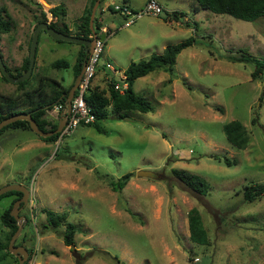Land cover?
<instances>
[{
	"label": "rangeland",
	"instance_id": "rangeland-1",
	"mask_svg": "<svg viewBox=\"0 0 264 264\" xmlns=\"http://www.w3.org/2000/svg\"><path fill=\"white\" fill-rule=\"evenodd\" d=\"M145 1L132 0V6L142 9ZM159 1L164 7L160 15L146 14L125 26L123 16L111 9L122 0H103L96 16L108 37L92 82V87L101 83L108 89L106 73L119 79L133 62L194 36L196 43L179 54L173 71L161 68L136 79L135 91L151 101L153 111H131L126 119L110 114L98 122L104 132L82 124L55 142L29 128H8L0 135V188L21 183L31 190L19 211L26 220L14 243L30 249L28 264H264V195L252 202L244 199L247 185L264 183V76L252 78L254 63L227 59L240 50L264 59V17L246 21L197 9L196 0ZM90 3L0 0L12 24L0 38L6 64L12 70L21 66L35 26L42 19L53 20L52 8L66 7L59 24L67 23L75 33ZM174 10L186 13L179 23L165 19ZM77 46L81 49L75 42L57 47L42 30L30 84L44 73L66 85L74 82L70 68L56 69L50 63L59 58L73 62ZM0 93H20L1 71ZM51 111L46 117L58 121ZM234 119L249 133L244 149L225 135L224 124ZM225 156L237 162L226 164ZM173 169L199 174L209 184L208 193L192 191ZM141 170L156 176H138ZM127 173H133L127 185L114 190L110 182L117 184ZM14 198L0 199L1 242L11 237L1 215ZM193 207L201 211L208 245L190 238L188 211ZM43 209L67 213L79 230L75 245L65 244L63 226L58 231L45 227ZM2 254L0 264L19 263L15 254L4 260Z\"/></svg>",
	"mask_w": 264,
	"mask_h": 264
},
{
	"label": "trees",
	"instance_id": "trees-1",
	"mask_svg": "<svg viewBox=\"0 0 264 264\" xmlns=\"http://www.w3.org/2000/svg\"><path fill=\"white\" fill-rule=\"evenodd\" d=\"M196 1L198 2L197 9L203 8L218 14H229L237 19L255 21L261 17H264V0ZM95 2L96 0H91V3L86 6L83 14L79 18V22L76 23L75 33L71 32V29L67 23L63 22L62 24H59V19L64 18V16L67 14L66 7L62 6V4L52 8L53 20L49 22L50 26L66 34L90 39L93 33L90 27V18ZM102 2L103 0L101 1V3ZM111 9L115 11L114 7H112ZM43 16H45V14H43ZM184 16L186 17V13L184 11L174 10L171 13H168L165 19L167 21H179L181 17ZM97 20L98 18L95 17L94 26L98 31L101 26L97 23ZM44 21L47 22L46 19H42V21H39L38 23ZM184 23H186L188 26L191 25L189 21H185ZM11 29L12 24L10 15L8 14L5 6H0V38L1 34L9 32L11 31ZM32 37L33 35L31 36L28 44L29 53L25 57L21 66L12 70L4 60L5 64L7 65V69L14 76H20L29 68ZM57 41L68 42L63 40ZM196 41L197 40L194 36H190L189 38L181 42L166 45L162 53H154L147 59L140 60L139 62H133L125 71L129 80V88L125 93H119L117 90H115L113 84H110L108 86V89L98 86L90 88L85 99L91 107V111L96 115L97 120L94 123L85 125H95L100 132H104L105 130L100 126L98 122L107 118L110 114L118 119H126L129 115V112L131 111H140L144 113L153 111L154 106L152 105L151 101L146 99L144 95L139 94L135 91L134 83L136 79L144 77L150 72L161 68L168 71H173L177 63L178 55L184 49L194 45ZM80 45L81 49L78 53L76 62L72 67V74L74 78H76V76L80 73L86 54L85 47L82 44ZM1 55L4 59V55L2 54V52ZM227 59L232 62L254 63L256 68L252 72V78L256 79L258 77L264 76V59L253 56L248 51L240 50L237 54L228 55ZM35 66L36 65H34V69ZM51 66L57 69H68L71 68V62L67 59L59 58L52 62ZM32 77L33 73L29 79L16 83L20 93H0V121L15 114L30 112L32 113L33 118L36 120L41 129L46 132L54 131L59 125V120L53 122L46 116L48 112L55 107V105L66 103V97L74 82L72 81L71 84L65 85L56 77L44 73L38 76L37 81L34 85H31L30 81ZM2 78L6 81H9L3 74ZM8 128L32 129L30 123L27 120H19L2 128L0 130V135ZM223 129L228 141L234 146L240 149H244L249 145L250 136L245 125L241 121L236 119L229 121L224 124ZM59 136L60 133H56L49 137H44V140L48 142H55L58 140ZM217 158L220 159L222 157L218 156ZM223 160L226 164L229 165L237 162L236 160H231L228 156H225ZM173 173L181 182L187 185V187H189L195 193L201 195H206L208 193L210 188L209 184L199 174L190 172L186 169H173ZM132 176L133 173H127L118 180L117 184L113 181H111L110 184L114 190H121L127 185ZM6 195L15 196L9 208L6 209L5 212L1 215L2 223L3 225L11 229L12 237V235L18 229V224L17 220L12 215L11 210L15 201L19 199L23 195V193L15 190L9 191L1 195L0 199ZM263 195L264 183L260 182H251L246 186V189L244 191V199L248 202H252L257 197H261ZM43 212L46 214L47 219V225H45V227H50L51 229L58 231L59 228L63 226L64 230H62V234L65 244L69 246L75 245V236L79 230L75 224L68 220L67 213H58L50 209H43ZM188 217L191 240L199 245H208L210 243L209 234L208 230L205 228L201 211L197 207H193L188 211ZM10 239L8 242L0 241V253L3 252L1 256L3 257V260L8 255L12 254L9 249ZM75 252L77 253L78 251L75 250ZM30 258L28 259V261L30 260ZM28 261L26 262V264H28ZM79 261H81V259H79ZM18 262L19 260H17V263Z\"/></svg>",
	"mask_w": 264,
	"mask_h": 264
},
{
	"label": "water",
	"instance_id": "water-1",
	"mask_svg": "<svg viewBox=\"0 0 264 264\" xmlns=\"http://www.w3.org/2000/svg\"><path fill=\"white\" fill-rule=\"evenodd\" d=\"M102 0H96L93 9H92V13H91V18H90V27L92 29V34H93V38L87 39V38H82V37H78L75 35H71V34H66L62 31L57 30L56 28L50 26L49 22H40L37 24V26L35 27L34 33H33V37H32V42H31V50H30V65L27 71H25L23 74H21L20 76H14L10 73V71L7 69V65L4 62V59L1 55V50H0V70L2 72V74L10 81L13 83H19L21 81H25L27 79H29V77L31 76V74L33 73V69H34V65L36 62V54H37V46H38V42H39V37H40V33L42 30H45L53 39L55 40H63V41H68V42H75L78 44H82L85 47L86 50V54L84 57V61L82 64V68L80 73L76 76L73 85L71 86L68 95L66 97V103H67V112L61 113V119L59 120V125L57 127L56 130L54 131H44L43 129H41L38 125V123L36 122V120L33 118L32 113H19V114H15L12 115L10 117H7L5 119H3L2 121H0V130L2 128H4L5 126L19 121V120H27L30 123L31 128L38 133L39 135L43 136V137H49L53 134L59 133L63 126L65 125L69 114L71 112V108H72V100L74 98L76 89L79 85V82L82 78V74L83 71L85 69V64H86V60L91 52V50L93 49L94 43H95V39L98 36V33L96 32V27L94 26V21H95V17H96V12L97 9L100 5ZM101 38H105V34L103 33L101 35ZM138 176H142V177H155L156 174L152 171L149 170H141L138 172ZM20 191L23 193V196L19 199H17L13 205V208L11 210L12 215L15 217V219L17 220V224H18V229L16 230V232L14 233L11 241H10V251L15 254V256L18 257L19 263L18 264H26L27 260L29 259V251L27 249V246H15L14 243L17 239V237L19 236V234L21 233L22 229H23V222L22 220H26V216L25 215H19V211L22 208L21 204H27L29 202V198L31 195V190L21 184V183H13V184H8L6 186H3L0 188V196L9 192V191ZM27 245L29 244V241L26 243Z\"/></svg>",
	"mask_w": 264,
	"mask_h": 264
},
{
	"label": "built area",
	"instance_id": "built-area-1",
	"mask_svg": "<svg viewBox=\"0 0 264 264\" xmlns=\"http://www.w3.org/2000/svg\"><path fill=\"white\" fill-rule=\"evenodd\" d=\"M113 7L116 12L123 16L125 26L132 25L137 19L143 17V15L151 14L158 16L164 11V7L159 0H147L142 9H134L127 1L114 4ZM96 32L98 33V36L96 37L93 49L86 60L82 78L72 100V108L69 117L62 130L59 132L60 138L72 134L75 129L82 124L94 123L97 120L96 115L91 111V107L87 103L85 97L90 88H92L93 79L99 70L98 65L101 61V56L108 36L105 27L100 28L98 31L96 30ZM101 32H104L105 38H101ZM110 35H112V33H110L109 36ZM91 38H93V34L91 35ZM110 71L115 74L119 72L113 66H110ZM119 74L120 77L117 79L114 74L106 73L105 80L107 81L108 86L113 84L115 90L119 93H125L129 88V80L125 72H120ZM67 108V103L58 104L55 105L52 112H56L58 119H60L62 117L61 113L65 114L67 112Z\"/></svg>",
	"mask_w": 264,
	"mask_h": 264
},
{
	"label": "crops",
	"instance_id": "crops-1",
	"mask_svg": "<svg viewBox=\"0 0 264 264\" xmlns=\"http://www.w3.org/2000/svg\"><path fill=\"white\" fill-rule=\"evenodd\" d=\"M123 1V0H122ZM131 6H132V0H126ZM146 2H147V0L145 1V4H146ZM145 4H144V6H145ZM87 6V5H86ZM86 6L84 7V9H83V12H84V10H85V8H86ZM100 6V5H99ZM133 7V6H132ZM134 9H136L135 7H133ZM143 8V7H142ZM103 10H101V12H103L104 10H105V6L102 8ZM114 13H116V15H120L121 16V14L120 13H118V12H114ZM83 14V13H82ZM81 14V15H82ZM97 17V16H96ZM80 18V17H79ZM98 18V17H97ZM99 21H103V18H99ZM177 21V20H176ZM175 21V22H176ZM170 22H173V21H170ZM176 23H179L178 21L176 22ZM103 27H105V25H103V26H101V28H103ZM106 28V27H105ZM56 42H57V47H58V45H60V42H58L57 40H55ZM78 45H80V44H78ZM81 46V45H80ZM166 47V46H165ZM164 47V48H165ZM79 49L80 48H78V46H77V49H76V51L78 52L79 51ZM53 50V49H52ZM72 50V49H71ZM179 56V55H178ZM76 57H77V55H76ZM25 59V58H24ZM178 59V58H177ZM24 61V60H23ZM43 58L40 60V64H43ZM55 61V60H54ZM53 61V62H54ZM73 62H76V59L73 61ZM73 62H71V68H70V70L72 71V67L74 66V64L75 63H73ZM23 63V62H22ZM52 63V62H51ZM51 63H50V65H51ZM22 65V64H21ZM45 64H43V66H44ZM57 69V68H56ZM103 74V73H102ZM54 77V76H53ZM106 77V76H105ZM60 80V79H59ZM60 81H62L63 82V79L62 80H60ZM64 83V82H63ZM65 84V83H64ZM71 84V83H70ZM66 85V84H65ZM69 85V84H68ZM96 86H98V87H101V88H105V86L103 87L102 85H101V83L100 84H98V85H96ZM52 112V111H51ZM53 113V115L56 117L57 116V113L56 112H52ZM61 119V118H60ZM60 119H58V120H60ZM56 120V119H55Z\"/></svg>",
	"mask_w": 264,
	"mask_h": 264
},
{
	"label": "flooded vegetation",
	"instance_id": "flooded-vegetation-1",
	"mask_svg": "<svg viewBox=\"0 0 264 264\" xmlns=\"http://www.w3.org/2000/svg\"><path fill=\"white\" fill-rule=\"evenodd\" d=\"M22 196H23V195H22ZM22 196H21V197H22ZM21 197H20V198H21ZM29 199H30V198H29ZM22 205L24 206L25 204L22 203V204H21V207H23ZM29 250H30V249H29ZM29 250H28V251H29ZM29 253H30V252H29ZM16 257H17V256H16ZM17 259H18V257H17Z\"/></svg>",
	"mask_w": 264,
	"mask_h": 264
}]
</instances>
